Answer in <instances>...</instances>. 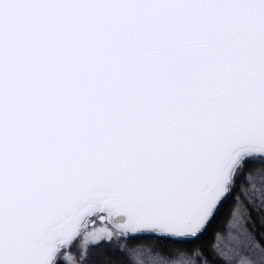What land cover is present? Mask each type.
<instances>
[{"label": "snow or ice", "instance_id": "snow-or-ice-1", "mask_svg": "<svg viewBox=\"0 0 264 264\" xmlns=\"http://www.w3.org/2000/svg\"><path fill=\"white\" fill-rule=\"evenodd\" d=\"M257 218L264 0H0V264H264Z\"/></svg>", "mask_w": 264, "mask_h": 264}, {"label": "trees", "instance_id": "trees-1", "mask_svg": "<svg viewBox=\"0 0 264 264\" xmlns=\"http://www.w3.org/2000/svg\"><path fill=\"white\" fill-rule=\"evenodd\" d=\"M229 206H230V204L228 206H226L225 210H227V207H229ZM255 227H256L258 233L264 232V226H262V222L259 218H257V222H256ZM212 231H214V229H211L209 231V233L206 235V237H205L206 241L211 239ZM93 252H94L95 258L99 262V264H105L107 259L111 256V250L106 248V247L94 248Z\"/></svg>", "mask_w": 264, "mask_h": 264}]
</instances>
